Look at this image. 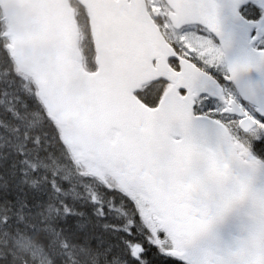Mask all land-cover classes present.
Instances as JSON below:
<instances>
[{
  "label": "snow or ice",
  "instance_id": "obj_1",
  "mask_svg": "<svg viewBox=\"0 0 264 264\" xmlns=\"http://www.w3.org/2000/svg\"><path fill=\"white\" fill-rule=\"evenodd\" d=\"M90 19L101 35L108 28L137 41H163L167 48L147 47L142 54L133 52L137 63L144 55L155 64L157 52L163 74L147 86L137 85L133 95L114 103L103 92V82L93 84L98 105L108 125L118 124L119 142L133 154L134 166L146 173L162 201L165 212L160 227H151L150 244L165 255L180 258L189 264H260L246 258V253H264V194H256L252 176H236L226 159L200 143L197 120L208 119L231 141V150L246 158L254 172L261 167L251 151V142H241L230 135L235 124L243 133L258 139L264 133V107L260 119L240 104L227 91L216 73L224 67L225 82H235L248 99L240 77L256 69L264 72V3L261 0H91ZM47 14L57 7L56 0H42L39 5ZM259 12L254 18L249 13ZM238 22L250 25L248 36L253 45L243 59L229 60L232 37L226 27V13ZM169 30L174 39H167ZM155 34V36L153 35ZM7 47L14 56L24 54L13 34L6 33ZM78 35V34H77ZM76 35L72 37L75 47ZM170 49V51H168ZM75 63V60L72 61ZM155 92L154 97L149 93ZM250 93V94H249ZM205 109L207 111H205ZM203 194V196H201ZM249 202L259 214L258 224L242 247L226 256H193L190 248L210 232L215 220L235 207ZM255 218V217H254ZM132 255L142 260L145 248L132 245Z\"/></svg>",
  "mask_w": 264,
  "mask_h": 264
},
{
  "label": "water",
  "instance_id": "obj_2",
  "mask_svg": "<svg viewBox=\"0 0 264 264\" xmlns=\"http://www.w3.org/2000/svg\"><path fill=\"white\" fill-rule=\"evenodd\" d=\"M77 1L92 12L91 0ZM41 2L0 0L7 28L5 34L15 35L26 46L24 54L18 53L16 56L7 47L17 72L35 84L37 95L50 119L59 127L64 143L76 161L87 166V173L99 178L109 176L125 192L136 191L141 194L160 226L165 217L162 201L147 174L134 166L133 154L119 142L122 134L120 126L105 123L97 94L92 87L96 82H103L104 94L114 103L131 97L133 90H138L137 85H146L163 74L157 52L152 53L156 55V66H153L147 55L137 63L133 52L142 54L149 43L137 41L123 33L114 34L115 29L111 27L101 35L91 19L98 68L95 72H88L82 67L79 29L70 0H56L57 7L51 14L45 13L39 6ZM261 3L264 1L261 0ZM226 17L227 31L232 37L228 59L246 58L251 52L248 36L250 26L244 27L230 12L226 13ZM74 35L76 41L73 48ZM5 37L9 39L8 35ZM150 42L154 49L157 46L167 48L158 38ZM246 74L247 77H240L241 85L244 87L253 81L252 89H244L256 93L255 100H249L257 104L258 108L264 107V72L253 69ZM239 90L241 92L240 87ZM195 131L200 143L220 153L236 176L251 175L253 191L264 194V167L253 172L246 158L231 150V141L223 136L222 130L211 120H197ZM258 219L259 214L251 203L241 204L215 220L210 232L198 239L190 252L193 256L203 258L208 255L226 256L229 252L237 251L242 247L241 242L255 230ZM246 258L264 264V253L259 250V245L257 251L246 253Z\"/></svg>",
  "mask_w": 264,
  "mask_h": 264
},
{
  "label": "trees",
  "instance_id": "obj_3",
  "mask_svg": "<svg viewBox=\"0 0 264 264\" xmlns=\"http://www.w3.org/2000/svg\"><path fill=\"white\" fill-rule=\"evenodd\" d=\"M78 18L86 29L81 9ZM4 30L0 12V249L39 237L36 264H185L150 244L140 199L75 164L35 86L17 73ZM83 51L94 70L90 38ZM135 244L145 248L142 260L132 255Z\"/></svg>",
  "mask_w": 264,
  "mask_h": 264
},
{
  "label": "clouds",
  "instance_id": "obj_4",
  "mask_svg": "<svg viewBox=\"0 0 264 264\" xmlns=\"http://www.w3.org/2000/svg\"><path fill=\"white\" fill-rule=\"evenodd\" d=\"M40 250L39 237H33L32 242L0 249V258L3 264H36L35 256Z\"/></svg>",
  "mask_w": 264,
  "mask_h": 264
},
{
  "label": "flooded vegetation",
  "instance_id": "obj_5",
  "mask_svg": "<svg viewBox=\"0 0 264 264\" xmlns=\"http://www.w3.org/2000/svg\"><path fill=\"white\" fill-rule=\"evenodd\" d=\"M253 11H254V15H252L253 18H254L256 15H259V12H258V11L254 10V9H253Z\"/></svg>",
  "mask_w": 264,
  "mask_h": 264
},
{
  "label": "rangeland",
  "instance_id": "obj_6",
  "mask_svg": "<svg viewBox=\"0 0 264 264\" xmlns=\"http://www.w3.org/2000/svg\"><path fill=\"white\" fill-rule=\"evenodd\" d=\"M219 71H222V68H221ZM263 134H264V133H263ZM259 138H263V136H260Z\"/></svg>",
  "mask_w": 264,
  "mask_h": 264
}]
</instances>
